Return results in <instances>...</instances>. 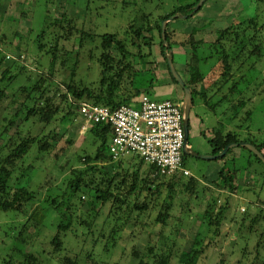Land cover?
I'll use <instances>...</instances> for the list:
<instances>
[{"label": "trees", "instance_id": "1", "mask_svg": "<svg viewBox=\"0 0 264 264\" xmlns=\"http://www.w3.org/2000/svg\"><path fill=\"white\" fill-rule=\"evenodd\" d=\"M2 1L0 0V9ZM12 1L16 4V8L19 11L17 13H22L20 10L22 7L24 8V4L26 3L23 1L27 0ZM199 2L200 0H196L187 5H179L170 13L165 14H159L156 11H147L145 13L141 9L142 13L140 15L139 12L140 16L138 15L139 17L136 20L131 21L125 30L123 29L121 32L115 34H85L77 30L73 24V20H67L64 16L61 23H59V27L62 30L70 31L71 35L77 34L80 38L79 47H84L86 41H90L93 44L96 43V47L90 52V58L95 59L98 66L96 81L92 84H86L71 79L68 83L65 82L63 84L65 92L57 87L55 88V92L51 94L52 86L55 85L54 77L58 72L57 67L58 65L60 67L66 66L69 56V53L64 48H60L59 44L53 50L46 53L49 61L48 73H42L34 77V79L32 76H29L26 82L21 84L16 90H13L12 86L19 80V75L12 74L10 67L3 68L6 56L0 48V111L19 106L14 115H2L0 117V209L3 213H20L22 216L24 215L37 228L45 227L53 214L57 218V222L54 224L55 235L50 242V251L46 252L45 249L40 247L31 252H22L16 248L12 249L13 253L22 256L23 264H52L55 261L53 256L65 250L63 240L68 236V233H72L78 237L77 230L73 229L75 223L86 231L85 237H93L97 231L99 235L100 230L103 231L117 205H119L120 211L122 210V212L128 215L125 220L126 224L130 222L132 211H138L137 217L143 216L147 211L152 209V206H156L158 203L157 196L161 190V185H164V183L158 184L160 180H167L166 187L168 192L160 205V211L155 224H160L162 228H165L172 219L176 189L181 186L179 183H181V178L184 176L165 177L157 175L155 167L146 164L138 156L126 157L133 158L132 162L134 160L139 161L138 168L133 173H129L128 169L125 171L124 168L121 170L123 163L118 164L117 161H113L109 154V144L113 135L110 125L96 124L90 127L88 133L99 144L98 148L94 155L79 158V163L84 165V167L73 170V177H70L66 189L62 192L60 198H50L49 196L44 200L43 190L47 189V184L39 187L38 190L30 189L32 182L30 175L33 172L34 164L28 160L32 158L38 159L43 152H51L57 148L59 139L56 140L55 136L52 135V131L46 133L45 130L57 119L59 114H64V120H69L77 116L81 103L102 105L115 109L121 105H137L138 99L142 95H148L153 99L154 88L158 84V80L152 70L147 68V64L155 62L154 49L156 45L159 47L171 82L178 89L172 94L173 101L179 103L183 101L184 89L173 78L167 64V55L170 49L173 50L174 64L176 66L175 48L189 47L192 53L187 56V67L189 68L190 76L195 77L196 81H198L195 87L191 85L190 81H185L186 85L193 92V110L196 107V99L199 105L210 107L214 113L217 106H228L226 111H223L221 120L212 127V136H207L204 132L201 133L212 148V155L220 154L232 143L242 142L253 144L264 154V140L259 141L254 137L242 139V135L238 132L242 126H237L238 130L235 128H233L234 130H230L227 127V125L233 124L234 120H238L242 114L244 115L243 107H246L249 100L252 102V98L249 99L242 96L246 73H244L245 78L244 76L237 77L241 73L242 68L247 66L246 59L262 55L259 51L261 50L260 46L255 44V30L258 28L257 20L238 21L236 25L219 31L217 41L207 46L195 39L199 31L196 26L186 33H178L177 35L170 28V22L167 26V41L170 44V48L164 45L161 28L162 22L178 13L187 16V18L181 20L194 22L193 20L197 19L209 0L193 14ZM124 5L127 6L128 4L124 3ZM50 26L51 24L46 23L45 27L41 30L38 35L40 42ZM16 35L22 38L18 33ZM60 39L67 40L68 38L66 36H59V41ZM98 39L100 42H98ZM5 40L4 35L0 36V46L8 44ZM40 47L42 46L40 45ZM208 47L212 55L206 52V48ZM249 47H252L251 50L248 49ZM22 48L23 46L19 45L16 49L20 52ZM200 50H203V55L206 56L202 57ZM19 57L21 56L19 55ZM149 57L152 60H148ZM214 57L216 61L222 62L223 69L213 84L205 88L201 83L202 79H204L201 65L208 64V61ZM19 68L21 71H24L26 65H20ZM248 71L246 70V72ZM147 74L155 76L151 79L150 90L143 88L145 84L143 76ZM36 92L38 94L33 97ZM247 92L248 90L244 94ZM235 96L237 99H235ZM213 99H216V103L214 104L211 103ZM6 102H8V105L5 108L4 104ZM251 114L252 111L249 112L248 118L245 119L251 120ZM215 115L217 116V114ZM224 116L225 118H223ZM196 117L199 116L197 115ZM18 121L19 124H17ZM24 127L27 128L25 132L23 131ZM14 128L15 131L13 132ZM190 129H192V125ZM250 136L252 135L250 134ZM69 143L71 144L72 142ZM239 148L241 150H236V148L231 149L225 157L217 159V161H224V166L218 172L217 184L220 187L222 186L226 191H233L238 174L247 171L253 174L256 179L255 186L253 187V196L255 203L258 204V211L252 216V219L250 216L249 220L250 231L258 233L256 227L264 225V200L256 194L264 187V171L260 167H252L250 169L248 167L251 166L249 163L252 162L253 158L263 167L264 163L247 148ZM237 151H240V154ZM102 152L108 154L112 164L97 168L93 166V163ZM186 158L187 155L184 154L183 164L185 167ZM245 159L249 161V166L243 164ZM229 162L232 163L231 170L227 168ZM145 166L150 168V172L146 174V178H143L141 173ZM129 179H131L130 182ZM153 187H156L154 191L152 190ZM184 188L190 196L197 195L200 192L199 182L195 177L190 178L188 183L184 185ZM85 195H88L87 198L95 205V208L93 210L90 209V214L83 218L74 211V203L76 199L82 201V197ZM133 196L138 200L144 198V203L141 205L135 203L133 207L130 206L129 200ZM109 205H111L109 216L100 228L99 218ZM227 209H229V205L221 208H215L213 205L209 210H206L203 216L206 227L204 237L208 239L207 234L210 232L218 236ZM74 215L76 218H74ZM244 216L246 217L243 214L241 218L243 220L241 222L242 226L248 220ZM142 225L144 226L142 222L136 220L133 226L142 227ZM163 230L161 237H163ZM169 239L170 237L162 238L161 240L164 244H161L151 237L144 254L139 253L133 248L130 256L139 260L138 264H172L174 258L178 260L177 264H199L204 260L206 250L212 245V242H206L199 235L195 239L190 253L183 254L180 252L179 254H175V251L168 246L167 241ZM97 241L98 237L93 241L94 245H96ZM176 244V242H173L174 246ZM257 254L260 253L258 252ZM87 257H90V255ZM257 259H259V263L264 264V257H258ZM5 264H13V258L10 256L9 261L5 262ZM62 264H79V255L75 259L69 256L65 257Z\"/></svg>", "mask_w": 264, "mask_h": 264}, {"label": "rangeland", "instance_id": "2", "mask_svg": "<svg viewBox=\"0 0 264 264\" xmlns=\"http://www.w3.org/2000/svg\"><path fill=\"white\" fill-rule=\"evenodd\" d=\"M194 1L196 0H27L23 1L26 3L24 4V8L22 7L20 10L22 13H17L19 11L12 0H3L0 9V36L4 35L6 38L5 42L8 43L0 46L1 51L6 56L3 68L10 67L12 74L19 75V80L12 86V89L16 90L21 84L26 82L29 76H32L34 79V77L42 73H48L49 61L46 53L53 50L59 44L60 48H64L69 53V56L66 66L60 67L58 65L57 67L58 72L54 77L55 85L52 86L51 94L55 92V88L57 87L65 92L63 84L65 82L68 83L71 79L76 82L92 84L97 80L98 75V66L95 59L90 58V52L94 50L96 43L93 44L90 41H86L84 47H79L80 38L78 35L75 33L71 35L70 31L62 30L59 27V23H61L64 16L67 20H73V24L77 30L85 34H115L121 32L123 29L125 30L131 21L136 20L142 13L141 9L145 13L147 11H156L159 14H165L170 13L179 5H187ZM124 3L128 5L125 6ZM214 5L218 6V8H221L223 5L224 7L236 6L237 8L233 7V10L236 13L235 15L238 16L237 21L257 20L258 28L257 30H253L256 33L255 44L260 46L261 50L259 51L262 55L246 59V70L249 71L246 73L242 95L244 98H252V102L248 101V107L252 111L251 120L245 119V113L238 120H234L232 126L236 130H238L237 126H242L238 130L240 135H242V139L254 137L259 141H263L264 0H215ZM238 8H241L239 14H237ZM227 16L232 18L230 15H223V17ZM180 20L176 19L173 22ZM228 21H231V19H228ZM46 23L51 24V26L47 29L46 35H44L40 42L38 35ZM17 33L22 38L16 35ZM59 36H66L68 39H60L59 41ZM98 42H100L99 39ZM19 45L23 46L20 52L16 49ZM251 48L249 47L248 49L251 50ZM206 52L212 55L209 47L206 48ZM154 56L155 62L147 64V68L152 70L158 80V84L155 82L157 85L154 88L155 93L152 97L156 101L173 100L172 94L178 89L171 82L158 45L155 46ZM185 57L187 58V56ZM180 58L178 55L175 56L176 65L177 63H183L180 62ZM148 60H152L151 57ZM208 62L206 66L201 65V72L203 74L217 63L215 57ZM23 64L26 65V69L21 71L19 66ZM155 76L152 74L143 76L144 89L150 90L151 79ZM187 76H182V78L185 81H190L191 85L195 87L198 84L196 78ZM207 83L209 87L210 82ZM247 89H249L248 92L244 94ZM258 90L259 92H257ZM254 91H256V94ZM37 94L36 92L33 97ZM235 99H237L236 96ZM195 103L198 105L197 99ZM211 103H216V99H213ZM7 105L8 102L4 104V107ZM227 107V105L217 106L216 112H212L213 114H217L218 121L221 120L222 113L226 111ZM18 109L19 106L9 110H1L0 117L2 115L12 116ZM206 109L196 110L200 120L196 125L194 122L192 123L189 144L197 154L208 156L212 155V148L206 138L197 134L198 132H204L207 136H212L213 126L208 124L210 121L207 120L211 113ZM63 116L64 114H59L57 119L45 130L46 133L52 131V135L55 136L56 140L59 139L57 148L51 152H43L38 159L32 158L28 160L34 164L33 172L30 175V178L32 177L30 189L38 190L39 187L47 184V189L43 190L44 200L49 196L50 198H60L62 192L66 189L70 177H73V170L84 167V165L79 163V158L94 155L99 145L94 141L92 135L81 130L79 122L74 118L64 120ZM214 118L216 117L214 116ZM202 121L205 125L201 123ZM17 124H19V121ZM198 125L200 128H198ZM233 128L231 127L230 130H234ZM26 130L27 128L23 129L24 132ZM14 131L15 128L13 129ZM69 142L72 143L70 144ZM236 150L241 149L237 147ZM132 159L130 157L120 162L117 161L118 164L123 163L121 170L124 168L125 171L128 169L129 173H133L138 168L139 161L134 160L132 162ZM248 163L249 161L245 159L243 164L249 166ZM108 164L111 165L112 161L109 159L107 153L102 152L93 163V166L99 168ZM249 164L251 165L248 167L249 169L260 167L264 171V167L254 158ZM223 166L224 161H209L187 156L186 168L191 172L192 176L181 178L182 181L179 183L181 186L176 189L172 219L165 228H162L160 224H155L160 211V205L168 192L166 187L167 180H160L158 184L164 183V185H161V190L158 193L157 205L152 206V209L141 217H137L138 211H132L129 224H126L125 221L128 215L122 212V210L120 211L119 205L115 207L106 226L103 228V231L100 230L102 233L100 234L99 232V235L97 231L93 237L87 238L85 237L86 231L75 223L73 229L77 230L78 237L72 233H68V236L63 240L65 250L53 256L55 261L52 264H62L65 257L69 256L75 259L78 255L79 264H138L139 260L131 257L130 253L135 248L139 253L144 254L151 237L161 244H164L161 240L162 238L170 237L167 243L175 251V254H179L180 252L188 254L199 235L206 242H212L211 247L206 250L204 260L199 264H261L257 258L264 257V225H258L256 227L258 233H253L250 231L249 220L250 216L252 219V216L258 211V204L255 203L253 196V187L255 186L256 179L249 171L238 174L234 183V190L226 191L222 186L220 187L217 184L218 172ZM227 168L228 170L232 169L231 162H229ZM144 171L146 172L144 173ZM148 172H150V168L145 166L141 173L142 177L146 178ZM192 177L198 180L200 191L199 194H195L194 196H190L184 188V185ZM155 189L156 187L152 188L153 191ZM256 195L264 200V187ZM87 197L88 195L82 197V201L76 199L74 203V211L83 218L90 214V209L93 210L95 208V205ZM144 200V198L138 200L133 196L129 200L130 206L133 207L135 203L141 205L144 203ZM213 205L215 208L229 205V209H227L224 215L218 236L210 232L207 234V239L204 237L206 227L203 216L206 210H209ZM110 207L111 205L107 206L99 218L100 228L109 216ZM76 213L75 215H77ZM243 214L246 215L248 220H246L247 222L244 221L246 223L242 226L241 222L243 220L241 218ZM75 215L74 218H76ZM246 217L244 216V218ZM136 220L142 222L144 226L134 227L133 225ZM56 222L57 218L53 214L45 227L37 228L24 215L22 216L20 213L7 214L3 213L0 209V264H5V262L9 261L10 256L13 258V264H23L22 256L13 253V248L22 252H31L38 247L45 249L46 252L50 251V242L55 235L54 224ZM162 229H164L162 233L163 237H161ZM97 237L98 241L94 245L93 241ZM173 242L177 244L174 246ZM257 251L260 254L256 255ZM88 255L90 257H87ZM177 262L178 260L174 258L172 264H177Z\"/></svg>", "mask_w": 264, "mask_h": 264}, {"label": "built area", "instance_id": "3", "mask_svg": "<svg viewBox=\"0 0 264 264\" xmlns=\"http://www.w3.org/2000/svg\"><path fill=\"white\" fill-rule=\"evenodd\" d=\"M74 119L83 132L92 125H110L109 154L113 161L138 156L165 177L192 176L183 164L185 132L182 105L142 95L137 105L107 106L81 103Z\"/></svg>", "mask_w": 264, "mask_h": 264}, {"label": "crops", "instance_id": "4", "mask_svg": "<svg viewBox=\"0 0 264 264\" xmlns=\"http://www.w3.org/2000/svg\"><path fill=\"white\" fill-rule=\"evenodd\" d=\"M210 1L211 0H209V2ZM214 1L215 0H213L210 3L208 2L209 4L198 15L197 19L193 20L194 22L184 21V20H180V21H177V22H171L170 23V28L172 29V31H175L177 33V35H178V33H180V34L186 33L188 31H190L194 26H196L199 31L196 34L195 39L198 42L204 43L205 46H207L208 44L215 43V41H217V37L219 36V33H220L219 31L224 30V29L228 28L229 26L236 25L238 23V21H237V17L238 16L235 15L236 13L233 10V7L237 8L236 6L232 5L231 7H226V6L224 7V5H223L221 8L220 7L218 8V6L214 5ZM240 11H241V8H238L237 14H239ZM223 15H230V17H232V18H229L228 16L227 17H223ZM228 19L229 20L231 19V21H228ZM175 51H177V52H175V56L176 55L180 56L181 57L180 58L181 59L180 62H183V63H179V64L177 63V65H176L179 73L183 77H185L187 75L190 76L189 68L187 67V58L185 56L191 55L192 50L189 47H185V48L176 47ZM202 51L203 50H200V55L202 57L206 56V55H203L204 52H202ZM204 65L206 66L208 64H204ZM222 69H223L222 62L221 61L220 62L217 61V63L214 66H212L211 68L206 70L205 74L202 73L204 79H202L203 81L201 83L203 84V86L205 88H208V83L207 82H210V85H212L213 82L219 77V74L221 73L220 71H222ZM185 73H186V75L184 76ZM244 73H247L245 66L242 68L241 73L238 75L237 78H240L241 76H244V78H245V74ZM245 80H246V78H245ZM247 90H249V89H247ZM259 90L257 92H259ZM196 107L195 108L198 111L207 108L210 111L209 113H211L210 117H208V119H207L208 121H210L208 124H210L211 126H215L217 124V121H218L217 116L215 114H213L214 112L210 109V107H206L204 105H199V104L196 105ZM196 110L195 111L193 110L192 111V115H191L192 123L194 122L195 125L200 120L199 117H196L198 115ZM249 112H251V109H250V107H248V103H247L246 107H243V113L244 114L246 113V117L245 118H248ZM195 114H197V115L195 116ZM212 115H213V119H212ZM214 116L216 118H214ZM201 123L204 124L203 121ZM232 125L233 124L228 125V128L229 129H231V127L233 128ZM198 128H200L199 125H198ZM197 134L201 135V133H199V132ZM237 153L240 154V151H237Z\"/></svg>", "mask_w": 264, "mask_h": 264}, {"label": "water", "instance_id": "5", "mask_svg": "<svg viewBox=\"0 0 264 264\" xmlns=\"http://www.w3.org/2000/svg\"><path fill=\"white\" fill-rule=\"evenodd\" d=\"M207 0H200V2L198 3V5L195 7L194 9V13H196L203 5L204 3H206ZM187 18V16L183 15V14H175L173 16H170L168 19L164 20L162 22V38H163V42L164 45L167 48H170V44L167 41V26L170 22L176 20V19H184ZM167 64L169 67V70L173 76V78L178 82V84L180 85V87L182 89H184V97H183V101H182V109H183V113H184V119H183V126H184V132H185V141H184V147H183V153L187 156H192L194 158H200L203 160H209V161H213V160H217L219 158H223L225 157V155L228 153L229 150L237 148V147H243V148H247L248 150H250L253 154H255L263 163H264V154L262 152H260L256 146H254L251 143H247V142H242V143H232L230 145H228L220 154L218 155H200L197 154L196 152H194V150L191 148L190 144H189V138H190V119H191V115H192V111L194 108V97H193V92L191 90V88H189L186 85L185 80L182 78V76L179 74V72L176 69V66L174 64V55H173V50H169L168 55H167Z\"/></svg>", "mask_w": 264, "mask_h": 264}, {"label": "flooded vegetation", "instance_id": "6", "mask_svg": "<svg viewBox=\"0 0 264 264\" xmlns=\"http://www.w3.org/2000/svg\"><path fill=\"white\" fill-rule=\"evenodd\" d=\"M192 118V117H191ZM192 125V119H190V126ZM190 131H191V129H190Z\"/></svg>", "mask_w": 264, "mask_h": 264}]
</instances>
